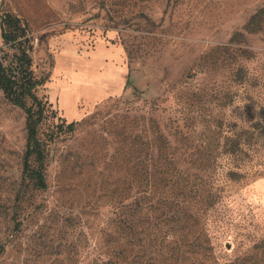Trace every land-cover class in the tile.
Listing matches in <instances>:
<instances>
[{
	"label": "rangeland",
	"instance_id": "obj_1",
	"mask_svg": "<svg viewBox=\"0 0 264 264\" xmlns=\"http://www.w3.org/2000/svg\"><path fill=\"white\" fill-rule=\"evenodd\" d=\"M7 12L27 25L34 74L47 78L37 90L49 104L38 134L47 189L23 183L26 114L0 91V264L133 259L130 207L151 215L143 193L165 171L191 182L216 172L220 191L213 208L189 200L175 212L177 235L214 248L185 247L177 264H264V150L259 139L256 153L230 150L264 121V0H0Z\"/></svg>",
	"mask_w": 264,
	"mask_h": 264
},
{
	"label": "trees",
	"instance_id": "obj_2",
	"mask_svg": "<svg viewBox=\"0 0 264 264\" xmlns=\"http://www.w3.org/2000/svg\"><path fill=\"white\" fill-rule=\"evenodd\" d=\"M0 19L4 43L13 50L9 61L0 60V91L8 102L19 107L26 114L28 142L25 152L23 183L29 180L38 189L46 190V172L43 167L46 157L38 134L39 127L47 117L49 104L38 95L37 90L47 82V78L38 79L34 74L31 56L33 43L29 37L27 25L18 16L9 12L0 14ZM250 32L255 33L256 30L250 29ZM240 36V33H234L230 43L239 44ZM237 57L236 53L229 54L231 60H235ZM234 76L243 85H247L253 80L250 71L243 66L237 67ZM127 84H129V80ZM75 124V122L70 123L68 128L75 129ZM242 136L246 137L242 141L232 142L230 150H240L242 155L256 153V144L253 143L255 139H259V149L264 150V121L257 122L251 129L244 131ZM31 158L36 159L39 163L38 167L31 165ZM203 161L206 168L217 167L216 159L211 156L203 158ZM215 173L206 176L196 175L194 182H191L192 176L190 175L181 173L174 175L165 171L160 179V187L154 186L143 193L148 197L150 206L148 210L151 215L142 217V209L138 201H134L130 207L131 216L125 226L132 245L140 246L139 253L133 259H129L126 255L117 252L112 259L102 264H177L179 256H182L184 252L182 249L185 247L192 249L194 245L204 249L207 253L213 252L214 248L206 239L196 237L191 241L177 235L179 223L175 212L189 200L191 202L196 200L197 203H205L207 207L213 208L220 198V191L215 190L214 185L212 186L217 180ZM227 175L238 179L244 176L234 170H230ZM208 180H211L210 188H207ZM191 218L192 216H190ZM196 220L198 222L197 218ZM20 224L18 223V226ZM164 253L166 256L163 255Z\"/></svg>",
	"mask_w": 264,
	"mask_h": 264
},
{
	"label": "bare ground",
	"instance_id": "obj_3",
	"mask_svg": "<svg viewBox=\"0 0 264 264\" xmlns=\"http://www.w3.org/2000/svg\"><path fill=\"white\" fill-rule=\"evenodd\" d=\"M65 82V81H64ZM62 85V84H61Z\"/></svg>",
	"mask_w": 264,
	"mask_h": 264
}]
</instances>
